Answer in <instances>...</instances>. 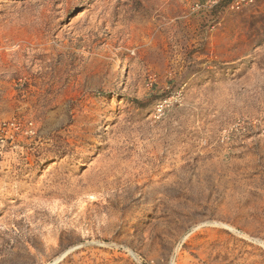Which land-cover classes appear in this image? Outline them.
<instances>
[{"label":"rangeland","instance_id":"obj_1","mask_svg":"<svg viewBox=\"0 0 264 264\" xmlns=\"http://www.w3.org/2000/svg\"><path fill=\"white\" fill-rule=\"evenodd\" d=\"M0 264H264V0H0Z\"/></svg>","mask_w":264,"mask_h":264},{"label":"built area","instance_id":"obj_2","mask_svg":"<svg viewBox=\"0 0 264 264\" xmlns=\"http://www.w3.org/2000/svg\"><path fill=\"white\" fill-rule=\"evenodd\" d=\"M237 5H239V3H237Z\"/></svg>","mask_w":264,"mask_h":264}]
</instances>
